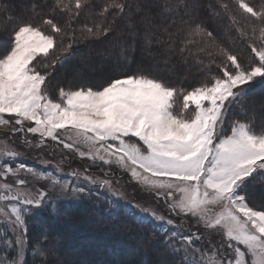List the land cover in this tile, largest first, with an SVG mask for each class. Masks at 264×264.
<instances>
[{"label":"snow or ice","instance_id":"obj_1","mask_svg":"<svg viewBox=\"0 0 264 264\" xmlns=\"http://www.w3.org/2000/svg\"><path fill=\"white\" fill-rule=\"evenodd\" d=\"M40 7L47 9L42 25L22 18L5 21L12 31L9 43L0 48V125L20 134L28 147L41 148L51 140L54 147L62 145L94 164L101 162L105 177L113 167L126 173L134 195L138 193L142 200L128 199L119 180L113 188L106 178L85 179L107 186L113 197L129 205L130 212L138 209L151 218L163 257L157 264H264V206H251L245 190L249 178L264 184V134L237 122L231 124L230 134L226 130L228 109L241 105L247 116L249 90L264 84V3L103 0L97 5L93 0H52L51 4L45 0ZM57 13L66 17L63 26L55 20ZM209 21L215 22V29ZM232 29L244 38L251 30L250 53L218 41V31ZM86 41L106 46L105 59L121 75L108 76L95 86L60 87L59 99L50 98L48 77L78 54L75 44ZM137 45L141 61L145 55L155 58L157 54L164 56L165 64L172 55L184 61L192 57L208 70L209 79L184 91L152 74L143 62L137 63L135 71L125 72ZM201 54L210 57L207 63ZM178 91L184 110L189 103L194 105L191 117L174 110ZM29 134L39 137L35 144ZM0 155L10 161L22 156L8 148ZM21 171L50 181L53 190L69 187L51 173H38L23 163L3 165V175L17 178L18 187L0 183L5 193L0 201L16 202L10 207L14 217L10 223L17 233L26 228L23 213L29 206L40 207L45 199L43 191L33 195L23 188L27 181L18 177ZM72 191L86 189L76 186ZM25 239L15 237L19 259L0 264H23ZM6 243L12 247L11 241ZM39 244L37 239L34 245Z\"/></svg>","mask_w":264,"mask_h":264},{"label":"trees","instance_id":"obj_2","mask_svg":"<svg viewBox=\"0 0 264 264\" xmlns=\"http://www.w3.org/2000/svg\"><path fill=\"white\" fill-rule=\"evenodd\" d=\"M26 2V9L22 14H19V18L42 25L41 16L47 11V9H42L40 6L44 4L45 0H31L30 2ZM47 2L48 4H51L52 0H47ZM6 3L7 0H1L0 11H2V7H7ZM93 3L99 5L100 3H103V0H93ZM260 3H264V0L261 2L258 1V4ZM32 5H36L35 11L32 10ZM5 17L6 20L9 19L7 15L3 18ZM11 17L14 16L11 15ZM44 18L48 17L44 16ZM65 19L66 17L62 13H57L55 15L56 22L61 24V26L64 25ZM0 22V24L4 23L1 20ZM83 22V18H79V23ZM73 24L77 25L78 22L73 21ZM224 24H226V22ZM208 25H211L213 29L216 28L215 23L213 24L210 21ZM44 27L48 30L47 26ZM236 37L233 29L231 32L226 33V36H224L222 31L217 32V39L220 43L222 42L226 44L228 48L234 51L250 53L248 46L244 43H239ZM9 41L10 39H7L3 46L9 43ZM228 41L231 43H227ZM105 47L106 46L101 45L97 41H86L75 44L73 49L77 51L78 54L63 66H57L52 72V75L48 77V81H50L48 88L50 98L57 99V93L59 92L60 87L77 88L80 85L95 86L108 76L121 75V72L116 71L114 74H109L101 80L93 81L91 78L92 80L88 81L86 79L87 82H75L74 80L65 77V75L70 73V67L80 61V56L83 54H89L90 50H98L102 53L103 57H105ZM153 51L156 50L153 49ZM140 53V47L137 45L136 50L131 53L133 62L126 66L124 69L125 72H127L128 69L135 71L137 63L143 62L135 57V55H140ZM162 57L163 56L160 54H157L156 56L157 60L160 62H163ZM201 57L204 59L205 63H207L208 58L205 57V55H201ZM169 63L170 69L168 70L166 67V70L164 69V71H162L165 66L159 65L160 70H152L151 67L147 66L145 61L143 62L148 71L163 78L170 84V86L175 88L181 87L180 89L183 88V90H187L192 85H202L206 82L205 80L208 77L206 72L208 70L204 69L202 65L196 63L194 58L189 57L184 61L179 55H172ZM159 66L157 64V67ZM106 67L111 69V62H108ZM37 68L42 72L45 71L42 64H37ZM214 70L215 66L213 65L211 72H215ZM193 72L195 73L194 75L188 76L189 73ZM250 98L252 100L254 98L255 100L264 98V84L259 83L256 86L251 87L247 96V99ZM237 118H240L241 120V118H246V116L238 115ZM237 118L234 119L233 117L235 121ZM5 132L6 131L0 129V133ZM5 134L10 137L15 136L9 130ZM252 183L256 186L255 193L262 199L264 197V184L257 181H252ZM118 209H113V211H116L115 215L118 216V218L121 214L122 217L119 219L117 218L116 220H113L110 216L112 210L106 212V207H103L101 204L95 213L97 218L91 216L90 214L94 210V206H90L87 203L67 204L65 205L64 212L60 214L38 213L28 217L26 220L28 225V234L26 238L29 239L33 235L42 236L43 233L40 230L41 227L44 230H47L43 235V241H41L39 245H34L36 240L32 241L30 239L28 242L30 248L29 251L34 253V257H32L33 262L30 264H60L59 261H64L62 260L64 256L68 259V257L73 254L75 255V257L71 259L73 264H157L159 261L158 255L161 253L158 232L147 222H138L133 216L126 213L123 215V209L121 207ZM54 237H57V239L55 240ZM86 240L88 242H86ZM49 243L52 244L54 248L52 253H46V247L49 246ZM141 248H143V250H141ZM71 251L74 253L71 254ZM1 252L0 254H2Z\"/></svg>","mask_w":264,"mask_h":264},{"label":"rangeland","instance_id":"obj_3","mask_svg":"<svg viewBox=\"0 0 264 264\" xmlns=\"http://www.w3.org/2000/svg\"><path fill=\"white\" fill-rule=\"evenodd\" d=\"M26 1L30 2L31 0H7L6 8L9 9L8 12L3 11L5 6L2 7L3 12L0 11V17H1L0 20L4 23L0 24V47L5 44L7 39H10V34L12 31V26L5 25L6 17L5 18L3 17L7 15L9 19L19 18L20 17L19 14H22L26 9V3H27ZM258 1L261 2L262 0H249V2H253L257 4ZM0 4H1V0H0ZM11 15L14 17H11ZM210 22L213 24L215 23L213 21ZM225 22L226 24L229 23L226 17L224 18V23ZM208 26L211 29H213L211 25ZM233 31L235 33V37L237 36L236 39L239 41V43L241 44L244 43L246 46H248L249 39L251 38L252 35L251 30L249 29V38L241 37L236 32L235 29H233ZM222 32L224 36H226V33L224 31ZM256 37L258 40L259 37L258 32L256 34ZM227 43H231V42L228 41ZM224 45L227 47L226 44ZM141 56H142L141 53L140 55L139 54L135 55V57L140 59V61H141ZM171 57L172 56L169 57V61ZM205 57H207L208 60L210 59V57H208L207 55H205ZM162 58H163V62H160L159 60H157L156 57L153 58L151 56L145 55L143 58L144 60L142 61L143 62L145 61L147 66L151 67L152 70H160L159 65L165 66V68L163 67L162 71H164V69L166 70V67L169 70L170 63L168 62L167 64H165L164 56ZM108 62L111 61L105 59V57H103L100 51L90 50L89 54H83L82 56H80V61L76 63L74 66L70 67L69 69L70 73L65 75V77L72 79L75 82L76 81L87 82V80L90 81L92 79L93 81L101 80L107 75L109 74L112 75L117 71L113 67L111 69L106 67ZM157 64L159 67H157ZM214 71L217 72L218 70L215 68ZM194 74H195L194 72L189 73L188 76H192ZM208 79L209 77H207L205 81H207ZM257 84L253 86H256ZM198 86L201 85L200 84L192 85L187 90L184 89V91H191L194 87H198ZM75 88L76 87H73V89ZM180 88L176 87V89L178 90H181ZM58 93H57V99H59ZM246 106L248 109V115L246 116V118H241V120L240 118H237L238 115L245 116L244 112L241 109V105H236L228 109L226 113V130L228 134H230L231 124L233 122L246 123L253 128V131L256 132V134L258 135L264 134V111H261L262 106H264V98L257 100H255V98L253 100L251 98L247 99ZM254 109L255 111H253ZM174 110L176 112H183V115L187 118L192 116L194 111V105L189 103V109L184 110L183 95L180 94L178 91L176 97V103L174 105ZM233 117L234 119L237 118V120L235 121ZM9 119L11 118L9 117ZM0 129L7 132L9 130V126L0 125ZM5 133H0V152H2L5 148L14 149L16 151L21 152L22 156L21 158L15 161H10L8 160V158L0 155V183L8 182L11 183L13 187H18L15 183L17 178L12 177L11 175H3L2 168L3 165L5 164L14 165L16 163H23L26 167L35 168L38 173H44L45 175L51 173L62 183H65L69 186L67 191H61L59 187L53 190L48 186L50 184V181L38 180L37 178L32 177L31 174L21 171L18 174V177L20 179H25L27 181V184L23 186L24 189L32 192L33 195L36 194V190L43 191L45 194V199L40 207L29 206V211L27 213H23L25 221L27 220L28 217L38 213L60 214L64 212L65 205L67 204L87 203L90 206L91 205L94 206V210L91 212L90 215L95 218H97V215L95 213L97 211V208L100 206V204L103 207H106L107 209L105 210L106 212L112 210L110 216L113 220H116L118 218V216L115 215L116 211H113V209H118L121 207L123 209L122 210L123 215L125 213L129 214L133 216L136 221L138 222L144 221L145 223L147 222L152 228H154L152 224L149 223L151 219L149 216H145L144 214H141L138 209L130 212L129 205L125 201H122L117 197H113L111 193L107 190V186L100 187L99 184L89 183V181L85 179V176L90 177L92 180H102L106 178L113 185V188L119 186L116 184V181L119 180L120 184L123 185V190H125L127 193L128 199L142 200L141 196L138 193L134 195L133 187L129 183V177L126 173H123L118 168L113 167L112 169H107L109 175L105 177L104 172L101 171V162H97L96 164H94L91 160L87 159L86 157H80L75 152H69L68 150L63 149L62 145L58 147H54V142H52L51 140H48L46 145L42 146L41 148L28 147L24 143H22L20 134L17 133L14 134L15 135L14 137H10ZM28 138L33 142V144H35V141L39 139L38 136H33L31 134H29ZM132 139L135 140V138ZM43 160L50 161V163L43 164L41 163V161ZM57 169H59V171H57ZM85 169H87V171H85ZM73 172L79 173V175L73 176L72 175ZM76 186L84 187L86 191L83 193H73L72 188ZM255 187L256 186L254 185V183H252L251 178H249V183L247 184V187L245 189L250 195L249 203L251 206L259 209L261 206H264V197L261 199L259 195L255 193ZM0 195H5V193L3 191H0ZM15 203H16L15 201H11V202L0 201V252L2 251L1 252L2 254H0V261L19 259V257L15 255V237L17 234H19L26 238L28 234L27 221H26V228L19 229L18 233L12 231V225L10 221L14 220V217H11L10 207L12 204ZM5 213H7V215H5ZM120 217H122V214ZM154 229L156 230V228ZM40 230L43 233L42 236L33 235L31 238L25 239V253H24L23 264H30L33 262L32 257H34V253L32 251H29L30 248L28 246V242L30 241V239L32 241L39 239L41 243V241H43V235L47 232V230L46 229L44 230L42 227ZM54 238L55 240L57 239V237ZM7 241L12 242V247L8 246V244L6 243ZM86 242L88 241L86 240ZM53 249H54L53 245L49 243V246L46 247V253H50V252L52 253L54 251ZM141 250H143V248H141ZM73 253L74 252L71 251V254ZM161 256H162L161 253H159L158 255L159 260L163 259V257ZM74 257H75L74 254L69 256L68 259L64 256V258L62 259L64 261L60 260L59 263L73 264L71 259H73Z\"/></svg>","mask_w":264,"mask_h":264}]
</instances>
